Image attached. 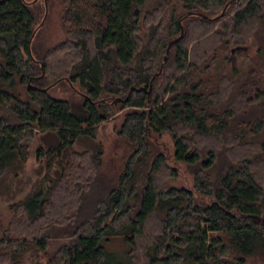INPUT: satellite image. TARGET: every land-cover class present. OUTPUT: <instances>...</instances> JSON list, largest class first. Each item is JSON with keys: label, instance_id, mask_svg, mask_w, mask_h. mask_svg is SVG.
I'll return each instance as SVG.
<instances>
[{"label": "trees", "instance_id": "16d2710c", "mask_svg": "<svg viewBox=\"0 0 264 264\" xmlns=\"http://www.w3.org/2000/svg\"><path fill=\"white\" fill-rule=\"evenodd\" d=\"M44 1L0 0V196L24 190L39 132H56L38 154L60 170L8 204L0 264H27L60 236L45 264H111L104 241L118 235L128 264H264V0L224 15L231 0H63L52 45L38 41ZM59 83L77 98L52 95ZM118 119L110 175L100 127ZM163 133L191 187L172 183Z\"/></svg>", "mask_w": 264, "mask_h": 264}, {"label": "rangeland", "instance_id": "374dc122", "mask_svg": "<svg viewBox=\"0 0 264 264\" xmlns=\"http://www.w3.org/2000/svg\"><path fill=\"white\" fill-rule=\"evenodd\" d=\"M151 0H148V5L151 4ZM45 12L43 16V26L39 31L38 41L42 42L44 45H52L60 41L64 37L63 27L61 25V13L63 10L64 1L63 0H45L43 2ZM239 64V60H236ZM50 93L55 97L59 98H68L74 99L75 94L74 90L66 84L59 83L50 89ZM77 98V97H76ZM121 119L117 121L108 120L105 121L100 127V140L103 142L105 147V152L103 156V165L102 168L107 174L113 175L114 171L118 170L121 165L119 162V157L124 152V143L118 136L115 130V124H119ZM56 132H39L35 137L33 143L31 144V155L24 165L20 177L22 178V184L24 190L18 194L16 198L7 199L0 196V219L2 224H6L9 213H8V204L10 201H15L18 198L23 197L33 181L38 177L44 175L48 170L52 174H56L60 170V164L57 156L53 158L50 168H48L47 163L51 157L52 153L38 154V148L44 146L45 149H48L50 145H57L58 139H56ZM86 142H89V139H84ZM154 143L158 149H162L168 155L169 161L171 164L176 165L179 168V176L172 181L176 185H185L191 187L193 184V176L189 172L185 163L176 162L173 158V153L175 146L172 140V137L169 133H163L158 136ZM84 141H77L75 147L77 149H83L87 147V143ZM106 179V178H104ZM67 237L60 236L51 240V245L48 252L44 253L37 248L31 249L25 256L27 264H35L39 262L40 264H45L48 257L56 250L57 245L63 241H67ZM105 248L109 257V263L116 264H128L129 246L124 240L123 236H113L110 241H104ZM114 262V263H112ZM260 260L258 261V263ZM257 261H254L253 264H256Z\"/></svg>", "mask_w": 264, "mask_h": 264}, {"label": "water", "instance_id": "95a60500", "mask_svg": "<svg viewBox=\"0 0 264 264\" xmlns=\"http://www.w3.org/2000/svg\"><path fill=\"white\" fill-rule=\"evenodd\" d=\"M232 1H233V0L229 1V2L225 5V7L223 8V10H222V12H221V15H224L227 6H228ZM184 34H185V29H184V27H182V33L180 34V36H178V37H176V38H174V39H172V40L169 41V43H168V47H167V52H166V54H165V56H164V59H165V60L168 59V53H169V51H170L171 46H172L176 41H178L181 37H183ZM238 48H239V46L232 48V50L235 51V50H237ZM162 69H163V66H161L160 70L158 71V74L162 71ZM154 76H155V75H154ZM143 88L146 89V86H143ZM138 89L140 90L141 87H139ZM151 90H152V82L150 83V87H149L148 91L150 92Z\"/></svg>", "mask_w": 264, "mask_h": 264}]
</instances>
